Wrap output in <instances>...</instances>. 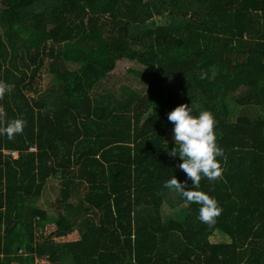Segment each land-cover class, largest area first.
<instances>
[{
    "label": "trees",
    "instance_id": "trees-1",
    "mask_svg": "<svg viewBox=\"0 0 264 264\" xmlns=\"http://www.w3.org/2000/svg\"><path fill=\"white\" fill-rule=\"evenodd\" d=\"M0 81V126L25 121L0 135V264H264V0H0ZM180 103L223 148L211 224L163 186L191 188L164 144Z\"/></svg>",
    "mask_w": 264,
    "mask_h": 264
},
{
    "label": "clouds",
    "instance_id": "clouds-1",
    "mask_svg": "<svg viewBox=\"0 0 264 264\" xmlns=\"http://www.w3.org/2000/svg\"><path fill=\"white\" fill-rule=\"evenodd\" d=\"M146 67V66H145ZM10 86L0 81V97L10 92ZM4 116L0 108V117ZM173 123L172 138L174 147L167 149L172 157L179 156L181 162L177 167L191 180V188L186 187L187 180H179L175 175L164 182V187L174 190L182 198L200 205L198 219L211 224L220 214V207L214 197L199 190L201 177L215 180L222 174L221 160L224 157L223 148L217 144L214 130L215 119L208 110L195 111L190 104L180 103L167 115ZM25 121L22 117L9 119L0 126V135L11 139L23 131Z\"/></svg>",
    "mask_w": 264,
    "mask_h": 264
},
{
    "label": "rangeland",
    "instance_id": "rangeland-1",
    "mask_svg": "<svg viewBox=\"0 0 264 264\" xmlns=\"http://www.w3.org/2000/svg\"><path fill=\"white\" fill-rule=\"evenodd\" d=\"M127 67H130L127 64H123L120 67L116 68L115 70V74L116 75H123L125 73V70ZM132 68H135L136 70H140V71H144L145 68L139 64H135L133 66H131ZM50 85V84H49ZM55 87V85H53L51 87V89H53ZM104 94L106 93V90H101V88H96L94 89L93 95H99V94ZM259 110V109H258ZM228 111L230 112V117H229V121H234L237 117L240 116H248L249 118H255L258 115V111L256 109L254 110H245V109H241V108H237L232 106V104H229L228 107ZM164 144H174V140L172 138V131H170L166 137L164 138ZM58 183L56 181H51L48 183V185L46 186V188L43 191V194L40 198V207H42L43 209H45L48 214L51 213L52 210L49 209V205L50 203L55 199L56 197V188L58 187ZM183 209L182 207L176 208L175 210H172V213H178L180 210ZM170 212V210L163 208L162 209V214L163 215H167ZM226 238L225 236H223L220 233H216L214 234L211 239L210 242L214 245H226V244H230V240ZM64 264H71V261H66L64 262Z\"/></svg>",
    "mask_w": 264,
    "mask_h": 264
},
{
    "label": "crops",
    "instance_id": "crops-1",
    "mask_svg": "<svg viewBox=\"0 0 264 264\" xmlns=\"http://www.w3.org/2000/svg\"><path fill=\"white\" fill-rule=\"evenodd\" d=\"M216 234V233H215ZM228 240V239H227Z\"/></svg>",
    "mask_w": 264,
    "mask_h": 264
}]
</instances>
